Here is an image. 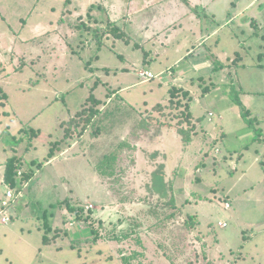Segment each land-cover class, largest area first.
<instances>
[{"label":"rangeland","instance_id":"374dc122","mask_svg":"<svg viewBox=\"0 0 264 264\" xmlns=\"http://www.w3.org/2000/svg\"><path fill=\"white\" fill-rule=\"evenodd\" d=\"M145 1L0 0V196L7 157L33 164L36 176L8 207L0 201L8 218L0 215V264H124L133 253L134 264H264V141L254 138L264 139V0L171 2L189 12L185 29H218L194 46L226 69L202 79L188 71L191 51L169 47L145 66L152 48L127 42L151 35L152 23L164 24L161 10L170 11L161 3L137 12ZM114 26L131 37L118 40ZM176 33L180 48L199 41ZM142 67L163 74L147 81ZM180 87L191 101L176 99L190 102L194 121L166 105ZM174 115L194 127L190 143L163 124ZM30 130L41 133L31 146ZM149 186L172 191L160 198ZM68 204L83 211L71 214Z\"/></svg>","mask_w":264,"mask_h":264},{"label":"trees","instance_id":"16d2710c","mask_svg":"<svg viewBox=\"0 0 264 264\" xmlns=\"http://www.w3.org/2000/svg\"><path fill=\"white\" fill-rule=\"evenodd\" d=\"M111 28H113V29H111L110 32L112 30L117 32V35L118 36L116 38L118 40H123L125 37H127L126 34L124 33V31L121 30L120 28H118L116 26L111 27ZM107 33H109V32H107ZM127 42H128V40H127ZM98 43H99L98 44V48L100 50L102 48V46H103V43H102V41H99ZM212 62L214 64V66H215V72L216 73L217 72H220L223 69H226L225 68L226 67V64L225 63L219 64V62H217L214 59L212 60ZM218 86H219V81L217 83L216 82L215 83L213 82L212 85H211L212 88H216ZM174 88H175V86H174ZM185 91H189V90H186L185 89ZM169 94H170V98L168 99V102H167L166 105L169 104L171 106H175L176 109H178V108H185L187 110V112L189 113V115H190L189 116L190 117L189 120L190 121H194V115H193V113H191V109H190L191 108L190 107L191 106L190 105V102L188 104H184L180 100H177L176 99V95L177 94H184L183 97L188 96L189 101H191L190 94L187 93V92H184V89L182 87H180L178 90H176V89L170 90L169 91ZM0 95H1V98H0L1 100L7 99L6 94L1 89H0ZM229 98H231V101H232L233 104H235V105H237V106L240 107L241 114H242L243 118L244 119L247 118L246 121L249 124H252L253 125V123L255 122V119L252 120V119H249L248 118V112H247L246 108L243 107L242 102H241V99H240V96H239V92H237L235 88H231V93H230V97ZM89 101H93V96H90L89 98H87L86 104ZM86 104H85V106L83 107L82 110H80L79 112H77L75 114V116H81L84 113V109L87 107ZM94 104H100V103H99V101L95 100ZM166 105L159 104L157 106L158 107H166ZM94 113H95V111L93 109L91 111V115H94ZM169 118H170V121L163 122V124L175 125V128L177 130V133L179 134V136L182 138L183 141H185L187 143H190V141L194 140V137L197 134H195L196 133L195 131L193 132V128L194 127H192V126L190 127L189 126L190 125V124H188V121L189 120H186L187 123L181 122L182 124H179V122L177 120V117L175 115L174 116H170ZM198 120L201 121V118H199ZM89 123H90V119H89ZM177 124H178V126H177ZM60 126L63 129L64 135H65V132L67 131L66 129H68V128H64V123H61ZM28 133H26V135ZM30 133L33 134V135H30L29 138H28L30 140L29 145L31 146V145H33V141H34L33 139H35V137H37V136L39 137V135H41V133H39V132H37L35 130H30ZM21 134H22V131H21ZM21 134H20V136H21ZM25 136L20 137L19 139H17L15 141V145L18 146L20 143H22L24 141V139H25ZM261 136H262L261 133H258L257 136L254 137L255 138V141L256 142H262V141H264V139L261 138ZM30 146H28V148ZM28 148H26V149H28ZM53 149L54 148L51 149L52 152H53ZM22 163H23V159L21 157H19L17 155H13V156L7 158L6 163L4 164L5 170H4V173H3V184L5 185V187H10L11 189H13L15 191V195L17 193L22 194V188L25 187V185L28 182H30L32 180V178H34V176H35V172L32 171L33 168L31 167L33 164H30L29 167L25 169L23 167ZM32 163H36V162L34 161ZM107 167H109V166H107ZM19 172H22V173L19 175ZM105 172L108 175H110L112 173V171H108V170H106ZM105 172H104V175H107ZM157 181H159L160 183L164 184V182H161V181H163L162 178H160V180H157ZM19 186H20L21 191L18 189ZM149 188L152 189V190L153 189L156 190L157 191L156 194L161 195V196H159L160 198H162V197L164 198L167 195V192L168 191H170V192L172 191L171 188L168 191L163 190L161 188H156V187L155 188L149 187ZM171 203H172V205H174V203L172 201H171ZM68 209H69L68 211L71 214H73V213H76L77 214V211H81L82 210L81 208H78L79 210L78 209H75L71 205L68 206ZM94 232L95 231L92 230V233H94ZM128 237H129V234H125L122 238H118L117 237V238H109V239L112 240V241L119 242L121 240H126ZM50 242H51L50 239L46 236L44 243L49 244ZM70 246L71 247H75V245H73V243H71ZM135 259H136V254L133 253L132 255L127 256L126 258H124V264H134V260Z\"/></svg>","mask_w":264,"mask_h":264},{"label":"crops","instance_id":"0c3cea01","mask_svg":"<svg viewBox=\"0 0 264 264\" xmlns=\"http://www.w3.org/2000/svg\"><path fill=\"white\" fill-rule=\"evenodd\" d=\"M163 1H165V2H163ZM172 1H174V0H147V1H145L144 7L141 8V9H138L137 12L143 13V12H145V10H147L149 8H152L154 6H157L156 9H158V8H160V6H161L160 4L161 3H163V4L169 3L170 4V11H167V10L165 11L163 9L161 10L162 11L161 14L163 16L162 19H163V23L164 24L163 25L162 24H159V21H157L156 23H152V25L150 26V30L152 29L151 35H148L145 38H140V40H141L140 42H137L126 31L128 33V34L127 33L126 34L129 37H131L130 39H126V40H129V44L131 43L130 45H133L134 48L139 49L140 52H141V49L144 48V45H145L144 52L147 51L150 47L152 48V50H150L149 52H146L145 53V54H147L146 58L144 59L145 66H146V64H149L150 62H154V61H157L160 58L165 57L166 54H168L166 48H169L170 47L169 50H171V49L173 50V51H170L172 54L177 51V48H179V49H181L183 51L182 53H188L189 51L192 52V54L189 57H191V60L192 61L194 60V66H195V68L192 67L190 70H188L189 72H192L193 71L194 73L195 72L198 73L199 74V77L201 79L203 77H205V76H207L209 78L214 77L216 74H219V72H217V73L215 72V66H214L213 63H212V65L208 63V60H207L208 53L207 52L206 53L199 52L202 49H200L197 52V49H196V47L194 45L201 44V46L198 47V48H202V43L205 42V40H208V38H210L211 36H213L216 32H218V29L215 28V29L212 30V32H209V30H208L207 31V34L202 33L203 32V28H202V26H198V25L193 26L192 29H189V28L188 29H185L183 27V24H181L180 22H181V19L183 17L186 16V18H187L189 16L188 15L189 12H186L185 8H181L182 7L181 4H179V5H177V7L173 8L174 6L171 3ZM173 10H174V14L172 13ZM169 13H171V14H169ZM168 14H169V16H168ZM156 19L157 20H161L160 19V15L157 16ZM192 23H194V22H192ZM177 24H179V26H177ZM124 29L126 30V28H124ZM177 30L178 31L184 30V32L187 33L190 38L198 37L199 41L197 43H195V44H191L190 43V45L188 47L187 43H189L188 42L189 40H187V42L183 44V47L180 48V46L182 44L181 45L180 44L179 45L176 44V41H177V38H178L177 33H176ZM169 31L172 33L171 36L173 38H171L170 41H167V38L165 39V37H168V35H164V33L165 32H169ZM173 34H174L175 37L173 36ZM120 41H122V40H120ZM176 45H177V47H176ZM203 45H205V43ZM146 46H148L147 47L148 48L147 50H146ZM195 54H196V56L192 58V56H194ZM216 56H218V55H216ZM121 58L124 59V56L121 55ZM179 58H181V56ZM128 60H127V62H128ZM136 66H138V63H134V65H131L130 68L131 67H134L135 68ZM144 67H142V69H140L139 71L145 70ZM125 70H129V68L122 69V71H124V73H125ZM145 71H148V70H145ZM221 71H223V70H221ZM162 74H163L162 72L161 73L159 72L156 75H162ZM159 104H161V103H159ZM159 104H156V105H159ZM156 105H154V106H156ZM7 158H9V157H7ZM57 158L58 157H55V159H57ZM23 161H25V160L23 159ZM51 162H53V161H51ZM48 163H50V162H47V164ZM142 173L143 172H140L139 175H141L142 177H146ZM35 178H36V176L34 178H32V180L30 182H28L25 185L24 188H26L28 186H31ZM150 185H151V183H150ZM22 193L24 194V189H23ZM2 197H3V194L0 196V201L3 200Z\"/></svg>","mask_w":264,"mask_h":264},{"label":"built area","instance_id":"2783aa9c","mask_svg":"<svg viewBox=\"0 0 264 264\" xmlns=\"http://www.w3.org/2000/svg\"><path fill=\"white\" fill-rule=\"evenodd\" d=\"M138 75H139L140 77L146 78L147 81L150 80V79H155V78H157V77L160 78V76H161V75H155V76H153L151 72H148V71H145V70H141V71H139V72H138ZM20 174H21V172H19V175H20ZM6 188H7V192H6V194H5L6 199H3V200H2V203H1V207H2V208H6V207H8L9 204H10V199H13V198L15 197V192L13 191V189H11L10 187H6ZM226 207L228 208L229 205L227 204ZM93 208H94V207H93L92 205H91V206H87V210H91V209H93ZM0 215H2L1 221H2L3 223H7L8 218H6V217L4 216L3 211L0 212ZM221 226H222V227H225V226H226V223L221 224Z\"/></svg>","mask_w":264,"mask_h":264},{"label":"clouds","instance_id":"9594fccd","mask_svg":"<svg viewBox=\"0 0 264 264\" xmlns=\"http://www.w3.org/2000/svg\"><path fill=\"white\" fill-rule=\"evenodd\" d=\"M139 76V75H138Z\"/></svg>","mask_w":264,"mask_h":264}]
</instances>
